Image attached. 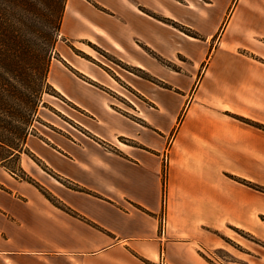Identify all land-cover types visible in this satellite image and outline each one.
Listing matches in <instances>:
<instances>
[{
	"label": "crops",
	"instance_id": "1",
	"mask_svg": "<svg viewBox=\"0 0 264 264\" xmlns=\"http://www.w3.org/2000/svg\"><path fill=\"white\" fill-rule=\"evenodd\" d=\"M61 34L102 43L156 83L114 70L123 88L67 52L52 63L48 81L91 143L63 137L45 155L28 139L77 189L59 187L55 204L0 180V264H255L237 233L264 244V0H68ZM220 235L244 251L239 263L219 261Z\"/></svg>",
	"mask_w": 264,
	"mask_h": 264
},
{
	"label": "trees",
	"instance_id": "2",
	"mask_svg": "<svg viewBox=\"0 0 264 264\" xmlns=\"http://www.w3.org/2000/svg\"><path fill=\"white\" fill-rule=\"evenodd\" d=\"M67 1L0 0L2 167L26 153L27 141L34 135L32 128L39 120L45 89L50 87L48 78ZM138 72L139 77L156 82L144 71Z\"/></svg>",
	"mask_w": 264,
	"mask_h": 264
},
{
	"label": "rangeland",
	"instance_id": "3",
	"mask_svg": "<svg viewBox=\"0 0 264 264\" xmlns=\"http://www.w3.org/2000/svg\"><path fill=\"white\" fill-rule=\"evenodd\" d=\"M67 5V3H66ZM66 10V9H65ZM173 26H177L176 24H173ZM190 36H196L193 33H188ZM78 47V48H77ZM73 46L72 44L65 42V37L61 34L57 37V44L55 51L53 53V60L55 64L59 65V62L61 59H63V55L67 53L71 55L79 56L80 58L84 59L87 63H89L92 66H101L103 70L112 76L117 82H119L123 88L125 87L122 80L119 78V76L116 74L115 71H117L121 75H128L126 72H130L134 75H141V73L138 72L137 69H132L130 66L125 65L122 63L117 56L108 50L107 47H105L102 43L100 45L93 44V43H86V46L83 47L81 45ZM79 48H83L85 53H83ZM95 57V58H92ZM99 59L104 64H101L97 59ZM162 64V63H161ZM52 65V64H51ZM163 66L180 72V70L183 67H188V64H184V59L180 58L178 59L177 64H170L165 63L162 64ZM51 69V68H50ZM49 83V81H48ZM156 83V82H154ZM50 87L48 89H45V94L43 95V103L41 104L39 111H38V122L35 124V128H32L34 131V135L31 136V139L33 142V145L37 147V150L39 152H44L45 155H49L51 153H56L57 147L56 142L58 139H63L65 137L67 139V143H69L70 140L78 142L80 144V139L83 140L86 143H91L87 137L88 134L84 132L79 124H77V120L80 118V115L75 111L74 107L68 103H66L61 97H59L54 91V87L49 83ZM163 86V85H161ZM130 92V93H129ZM126 92L127 95L135 102V103H141V98L134 96V94H131L132 91ZM119 105L123 106L128 112L124 113H131L134 114L128 107V102H126L123 98H118V101H116ZM43 134H45V138L43 137ZM33 137V138H32ZM40 140L45 141V145L41 143ZM121 148H123V144L130 145L132 143L127 142L124 139H118L116 144ZM72 145V143H70ZM102 144V143H101ZM104 148H107L109 150L114 151H120L116 149H111L107 145H103ZM54 148V149H53ZM26 155H22L21 159L20 157H16L15 159H12L9 163L6 164V168L4 167L0 169V180L3 181V184H6V186L10 187L12 184H20L22 183L28 188L37 187L39 189H45V197L49 199L53 203H57L59 201V198L57 196V190L61 186H66L70 189H77L72 185L73 183L70 182L65 177L59 175L57 172H54L52 169L47 168L46 166L42 165L41 160H39L35 154L31 151L29 147L26 146ZM23 162V165L27 171H24L21 168V163ZM30 166V167H29ZM167 167L163 169V186L166 185V204L163 207V212L160 216L161 221V229L162 227L165 229L167 228V221L165 216V210L168 203V172ZM13 176V177H12ZM13 178V179H12ZM72 184H70V183ZM41 187V188H40ZM164 193H162V205L164 202ZM233 234V233H232ZM239 236L246 237L249 241L253 242L255 247V252L253 253V259L255 264H264L261 260V254L264 253V244L260 243L256 239H252L244 234L237 233ZM235 235V234H233ZM222 238L223 245L227 248V251H218L217 257L219 258V261H225V262H234V260H237L238 263L240 261L241 253L244 251L238 247L235 246V244L225 238V236L220 235ZM238 237V235H237ZM238 257V258H235Z\"/></svg>",
	"mask_w": 264,
	"mask_h": 264
},
{
	"label": "built area",
	"instance_id": "4",
	"mask_svg": "<svg viewBox=\"0 0 264 264\" xmlns=\"http://www.w3.org/2000/svg\"><path fill=\"white\" fill-rule=\"evenodd\" d=\"M166 191H167V189H166V185H165V186H163V192H162V193H164V197H163V199H164V202H165V203H163V207H164L165 204H166V200H165V199H166ZM163 231H165V227H164V228L162 227V232H163Z\"/></svg>",
	"mask_w": 264,
	"mask_h": 264
}]
</instances>
